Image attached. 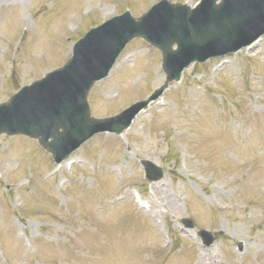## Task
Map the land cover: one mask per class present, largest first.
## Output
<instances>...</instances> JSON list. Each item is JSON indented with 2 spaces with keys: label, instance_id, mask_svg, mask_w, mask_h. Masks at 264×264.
<instances>
[{
  "label": "rangeland",
  "instance_id": "374dc122",
  "mask_svg": "<svg viewBox=\"0 0 264 264\" xmlns=\"http://www.w3.org/2000/svg\"><path fill=\"white\" fill-rule=\"evenodd\" d=\"M92 1L98 3L88 8ZM92 1L0 0L9 15L0 28L7 36L0 35V101L50 66L38 65L40 59L68 57L61 38L66 23L73 41L88 16L91 26L128 5L139 15L153 0ZM198 66L122 135L103 133L84 143L53 178H41L59 167L48 154L37 155L19 136L1 135L0 264H264V36ZM159 68L157 52L131 43L110 76L92 88L94 112L112 113L144 96L160 81ZM204 85L215 89L212 101ZM172 97L179 100L175 106ZM168 149L179 163L165 158ZM142 157L165 169L146 187L148 212L132 199L144 189ZM186 216L220 233L211 246L181 226ZM171 227L180 247L167 252L161 248L170 244Z\"/></svg>",
  "mask_w": 264,
  "mask_h": 264
},
{
  "label": "water",
  "instance_id": "95a60500",
  "mask_svg": "<svg viewBox=\"0 0 264 264\" xmlns=\"http://www.w3.org/2000/svg\"><path fill=\"white\" fill-rule=\"evenodd\" d=\"M191 37H193V36H191ZM170 44L171 43H169L168 42V44H166V49L169 51V49H170ZM80 89V87L78 88V90ZM67 93H68V96H69V92H68V90L66 91ZM61 95V94H60ZM73 97V96H72ZM82 94H80V95H77V103L79 104V102H80V99L82 100ZM84 99L85 98H83V101H84ZM64 100H65V97L64 96H60V98H59V102H61V103H63L64 102ZM48 109H50V108H48ZM64 111H65V113L67 114L68 113V110L67 109H65L64 108ZM62 117H64V115H62ZM2 128H5L3 125H0V129H2Z\"/></svg>",
  "mask_w": 264,
  "mask_h": 264
}]
</instances>
